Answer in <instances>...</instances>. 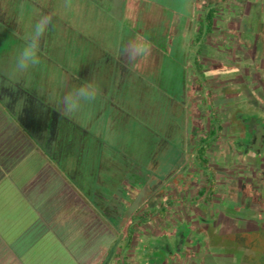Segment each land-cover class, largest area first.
<instances>
[{
    "label": "rangeland",
    "instance_id": "obj_1",
    "mask_svg": "<svg viewBox=\"0 0 264 264\" xmlns=\"http://www.w3.org/2000/svg\"><path fill=\"white\" fill-rule=\"evenodd\" d=\"M110 1L108 13L83 0L68 9L55 6L60 14L54 15L52 26L58 24L55 34L61 41L40 49V63L29 73L40 69L43 83L58 88L63 97L86 81L98 85L97 99L70 118L101 137L117 163L119 151L127 153L132 145H140L141 133L148 135L175 121L186 128L190 122L183 109L172 105L183 96L184 84L182 98L188 103L193 99L201 116L195 122V139L212 129L213 115L223 126L205 154L207 164L195 167L200 179L196 187L166 188L149 199L141 196L124 219L117 217L115 228L124 229L120 235L116 231L115 246L130 237V248L117 249L118 256L123 253L129 264H264V224H257L264 222V159L231 156L223 149L233 139L228 131L243 123L250 127L255 118L251 122L244 118L264 113V32L258 24L264 20V0ZM210 7L217 12L214 28L198 52L194 45L198 10ZM25 9L22 18L19 10L10 14L22 34L31 30L37 13L29 3ZM242 23L248 24L249 32ZM137 34L150 35L153 45L138 70L121 54ZM23 42L24 38L12 39L0 47L13 48L14 63ZM122 64L128 67L124 70ZM120 66L128 87H115L122 82L114 74ZM107 75L109 86L103 82ZM206 172L210 184L204 179ZM210 185L212 193L198 195L197 187ZM181 237L186 241L179 242Z\"/></svg>",
    "mask_w": 264,
    "mask_h": 264
},
{
    "label": "flooded vegetation",
    "instance_id": "obj_2",
    "mask_svg": "<svg viewBox=\"0 0 264 264\" xmlns=\"http://www.w3.org/2000/svg\"><path fill=\"white\" fill-rule=\"evenodd\" d=\"M1 22L2 14L0 31ZM29 26L28 29H31L32 24ZM49 30L42 38L40 49L49 48L61 41V35L55 34V27L50 26ZM20 33L15 31V36L11 37V34L0 32V46L12 39L14 42L20 39L23 41L26 34ZM147 37L150 39V35ZM12 49L11 46L0 47V108L26 132L47 158L74 180L104 216L116 223L117 217L131 208L133 202L141 196L149 199L166 188L168 191L189 190L200 183L195 167H200L199 151L210 140V130L206 135L195 139L198 128L195 122L201 121V116L194 110L193 99L189 103L183 99L186 97L185 84L183 96L171 103L183 109L180 110L181 113L190 122L186 124V128L175 121L150 130L148 135L141 133L140 145L137 148L132 145V151L127 153L119 151L117 163L114 152H106L108 145L101 137L92 134L58 110L63 96L57 92L58 88L55 90L49 83H43L40 69L31 74L13 73ZM123 66L124 70L128 67ZM92 68L95 73L97 70L93 66ZM115 71L116 77L122 80L115 87H128L122 73L123 68L120 66ZM109 79L107 75L103 81L107 86L111 84ZM139 79L143 80L142 77ZM259 117L258 114L251 113L244 118L245 121L255 118L253 123L250 121V127H247L249 123H243V127L228 131L233 139L223 148L227 155L252 156L257 160L262 158L263 161L264 113ZM211 118L216 129L222 132L223 126L216 123L214 115ZM258 121L259 124L256 123ZM114 168L119 169V172ZM202 170L206 171L204 168ZM204 179L210 184L211 177L207 172ZM203 187L206 186L197 187L198 195ZM257 224L261 227L264 222L257 221ZM184 241L186 238L179 239V242Z\"/></svg>",
    "mask_w": 264,
    "mask_h": 264
},
{
    "label": "crops",
    "instance_id": "obj_3",
    "mask_svg": "<svg viewBox=\"0 0 264 264\" xmlns=\"http://www.w3.org/2000/svg\"><path fill=\"white\" fill-rule=\"evenodd\" d=\"M11 123L0 131L22 130ZM31 142L22 165L0 183V264H129L118 250L130 248V237L115 246L124 228Z\"/></svg>",
    "mask_w": 264,
    "mask_h": 264
},
{
    "label": "trees",
    "instance_id": "obj_4",
    "mask_svg": "<svg viewBox=\"0 0 264 264\" xmlns=\"http://www.w3.org/2000/svg\"><path fill=\"white\" fill-rule=\"evenodd\" d=\"M83 1H90L97 3V7L102 9L105 12H109L111 1L110 0H83ZM100 1V3L98 2ZM137 1V0H136ZM139 1V0H138ZM149 1V0H148ZM64 0H0V13L2 14V28L1 33L3 34H15L14 24L10 20V14H16V11L19 10L20 5H24V15L26 13L25 6L26 4H30L31 6L37 9V13L35 15V19H37L43 13H50V14H60L56 12V7L58 5H62ZM73 5L77 4V0H72ZM36 6L38 8H36ZM197 14V31L196 36L194 38V45L197 47V51L201 52L202 45L204 40L208 37L209 34L212 33L214 28V21L216 18V10L215 8H208L206 12H200L198 10ZM23 15V16H24ZM55 17V16H54ZM62 17V16H61ZM59 17V18H61ZM65 19V18H61ZM59 22V21H58ZM262 32H264V20L260 19L259 23ZM58 24L55 26V31L58 30ZM243 29L248 31L249 26L246 23H242ZM249 32V31H248ZM148 34H152L151 31ZM151 40V39H150ZM196 63V67H198V63ZM11 117L0 108V128L7 127L12 125ZM219 131L216 129V125L212 126L210 130V140L207 141L205 146H202L199 151V158L198 163L202 167L204 164H207L208 160L205 156V152L207 149L212 145V143L216 140ZM31 139L26 135V133L15 127L13 130L9 131H0V183L5 181L6 174H13L15 173L16 169L22 165L27 155L31 152ZM211 182V181H210ZM200 196L209 195L213 192L212 186L210 185L209 189L207 187H203L199 191Z\"/></svg>",
    "mask_w": 264,
    "mask_h": 264
},
{
    "label": "clouds",
    "instance_id": "obj_5",
    "mask_svg": "<svg viewBox=\"0 0 264 264\" xmlns=\"http://www.w3.org/2000/svg\"><path fill=\"white\" fill-rule=\"evenodd\" d=\"M72 6V0H64V8ZM19 17L24 15V5L19 8ZM54 14H41L31 26V30L24 36V42L18 49L15 58L13 73L21 75L28 73L30 69L40 63V47L42 38L53 25ZM152 42L146 35L137 34L130 39L121 49V54L126 57L133 69H140L147 59L151 49ZM100 94V88L94 81H86L81 86L73 88L61 100L63 114L67 117H73L77 114L83 105L89 104L97 99Z\"/></svg>",
    "mask_w": 264,
    "mask_h": 264
}]
</instances>
